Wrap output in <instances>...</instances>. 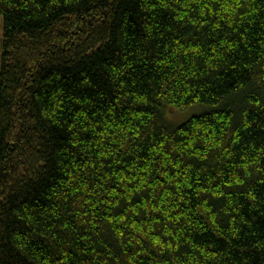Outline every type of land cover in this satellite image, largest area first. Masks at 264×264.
<instances>
[{
  "label": "trees",
  "instance_id": "1",
  "mask_svg": "<svg viewBox=\"0 0 264 264\" xmlns=\"http://www.w3.org/2000/svg\"><path fill=\"white\" fill-rule=\"evenodd\" d=\"M0 16V264H264V0Z\"/></svg>",
  "mask_w": 264,
  "mask_h": 264
},
{
  "label": "rangeland",
  "instance_id": "2",
  "mask_svg": "<svg viewBox=\"0 0 264 264\" xmlns=\"http://www.w3.org/2000/svg\"><path fill=\"white\" fill-rule=\"evenodd\" d=\"M3 37H4V20L3 17L0 16V68H1V60H2V54H3ZM202 111V109H199L198 107H192L186 111H180L179 109H171L168 113V116L166 115V120L169 122V124H172L174 126H178L187 120H189L192 116H194L196 113H199Z\"/></svg>",
  "mask_w": 264,
  "mask_h": 264
}]
</instances>
